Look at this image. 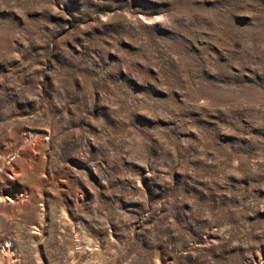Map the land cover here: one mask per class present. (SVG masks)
Here are the masks:
<instances>
[{"label":"rangeland","instance_id":"1","mask_svg":"<svg viewBox=\"0 0 264 264\" xmlns=\"http://www.w3.org/2000/svg\"><path fill=\"white\" fill-rule=\"evenodd\" d=\"M0 264H264V0H0Z\"/></svg>","mask_w":264,"mask_h":264}]
</instances>
